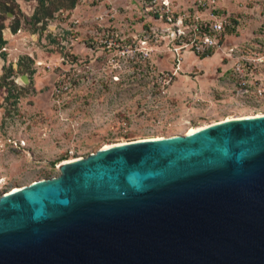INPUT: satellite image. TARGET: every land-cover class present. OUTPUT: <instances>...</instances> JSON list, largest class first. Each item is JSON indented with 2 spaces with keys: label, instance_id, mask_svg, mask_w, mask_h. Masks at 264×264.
Listing matches in <instances>:
<instances>
[{
  "label": "rangeland",
  "instance_id": "1",
  "mask_svg": "<svg viewBox=\"0 0 264 264\" xmlns=\"http://www.w3.org/2000/svg\"><path fill=\"white\" fill-rule=\"evenodd\" d=\"M17 4L0 56V197L103 148L264 115V0H80L40 23L39 0ZM217 21L219 44L198 51L191 37Z\"/></svg>",
  "mask_w": 264,
  "mask_h": 264
},
{
  "label": "water",
  "instance_id": "2",
  "mask_svg": "<svg viewBox=\"0 0 264 264\" xmlns=\"http://www.w3.org/2000/svg\"><path fill=\"white\" fill-rule=\"evenodd\" d=\"M59 168L0 197V264H264V115Z\"/></svg>",
  "mask_w": 264,
  "mask_h": 264
},
{
  "label": "trees",
  "instance_id": "3",
  "mask_svg": "<svg viewBox=\"0 0 264 264\" xmlns=\"http://www.w3.org/2000/svg\"><path fill=\"white\" fill-rule=\"evenodd\" d=\"M80 3V0H39V6L36 11L35 21L40 23L41 20H50L54 18V14L60 11H71L74 10ZM17 11H19V5L17 0H0V56L3 59H6L7 55L5 54V47L7 45V40L4 38V30L7 28L6 21L8 20L9 13L14 16V23L11 26L13 33H17L20 29L21 23L17 17ZM39 15H42L39 17ZM207 30V28L205 29ZM212 53H207L202 56V58L212 56ZM21 67L22 65L19 64ZM22 70V69H21ZM26 72L28 69L25 70ZM33 74V72H32ZM16 86L14 82L11 84ZM9 85V86H11ZM11 88V87H9ZM8 88L9 95H13V90ZM12 140L8 139V142L11 143Z\"/></svg>",
  "mask_w": 264,
  "mask_h": 264
},
{
  "label": "built area",
  "instance_id": "4",
  "mask_svg": "<svg viewBox=\"0 0 264 264\" xmlns=\"http://www.w3.org/2000/svg\"><path fill=\"white\" fill-rule=\"evenodd\" d=\"M164 6L167 7L168 5L164 4ZM169 20L172 21V19ZM211 30L212 32H214L213 35L209 34L208 32H203L197 29L194 38L191 37L190 40L192 41L193 45L196 46V49L198 51L201 52L202 50L206 53V51H209L215 46H217L219 44L218 36L222 35L225 31V24L222 21H217L213 24V26H211Z\"/></svg>",
  "mask_w": 264,
  "mask_h": 264
},
{
  "label": "bare ground",
  "instance_id": "5",
  "mask_svg": "<svg viewBox=\"0 0 264 264\" xmlns=\"http://www.w3.org/2000/svg\"><path fill=\"white\" fill-rule=\"evenodd\" d=\"M258 116H262V115H258ZM258 116H253V117H258ZM207 127H209V126H207ZM207 127H204V128H197V129H192V130H190V132L188 133V134H192V133H194V132H196V131H199V130H202V129H205V128H207ZM73 161V160H72ZM62 165V164H61ZM60 165V166H61ZM38 182V181H37ZM36 183V182H35ZM15 190H17V189H15Z\"/></svg>",
  "mask_w": 264,
  "mask_h": 264
}]
</instances>
